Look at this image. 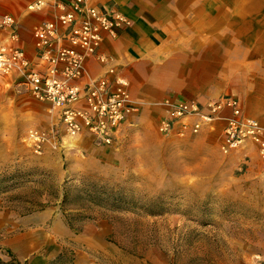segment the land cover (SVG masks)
Wrapping results in <instances>:
<instances>
[{
    "label": "rangeland",
    "instance_id": "374dc122",
    "mask_svg": "<svg viewBox=\"0 0 264 264\" xmlns=\"http://www.w3.org/2000/svg\"><path fill=\"white\" fill-rule=\"evenodd\" d=\"M50 109L21 90L0 88V252H20L27 239L29 252H64L50 264H73L74 252H95L77 241L88 223L104 225L99 252H123L135 260L129 264H151L147 252H161L168 264L264 260V187L247 191L233 172L247 159L230 164L217 138L209 158H200L189 142L158 133L154 113L136 116L111 147L65 139L64 151L38 155L27 136L57 125ZM95 186L120 189L125 205L96 206L86 194L78 197L76 189ZM67 189L72 197L61 209ZM64 214L71 235H47L53 221L65 223Z\"/></svg>",
    "mask_w": 264,
    "mask_h": 264
},
{
    "label": "crops",
    "instance_id": "0c3cea01",
    "mask_svg": "<svg viewBox=\"0 0 264 264\" xmlns=\"http://www.w3.org/2000/svg\"><path fill=\"white\" fill-rule=\"evenodd\" d=\"M37 1L40 0H0V15L16 18L29 50H32L31 32L52 14L48 8L42 12H29L28 6ZM43 1L51 3L56 0ZM94 2L101 8L119 9L133 22L130 28L119 32L117 38L106 40L100 52L110 58L111 65L129 80L132 100L140 107L139 114H156L157 124L160 115L158 104L167 98L204 102L233 96L241 102L244 115L264 127V0ZM87 66L95 78L105 71L94 59ZM135 117L127 119L121 132L135 124ZM224 126L225 122L219 120L212 129L184 140L192 147L189 152L208 159L214 152L211 141L216 138L220 151ZM85 141L89 148H108L95 147L89 140ZM224 157L235 166L238 160H248L233 170L238 173L236 177L246 184L245 190L264 187V160L258 156L254 146L248 145ZM104 232L102 224L99 227L88 223L83 225L81 235L84 237L80 235L77 241L95 252H74L73 264H96L95 257L107 259L111 264L135 261L123 252H99L104 246ZM51 234L56 239L67 238L71 229L59 218L53 221L47 235ZM23 244L20 252H11L13 257L8 252H0V262L50 264L64 255L59 249L57 252H29L31 242L26 239ZM144 261L168 264L161 252H147Z\"/></svg>",
    "mask_w": 264,
    "mask_h": 264
},
{
    "label": "built area",
    "instance_id": "2783aa9c",
    "mask_svg": "<svg viewBox=\"0 0 264 264\" xmlns=\"http://www.w3.org/2000/svg\"><path fill=\"white\" fill-rule=\"evenodd\" d=\"M51 10V18L31 32L32 50L12 15H0V88L17 89L50 105L57 125L30 130L27 141L42 155L47 149L64 151L71 141L89 140L110 147L121 128L140 107L132 100L130 82L111 65L101 48L108 39L130 28L132 20L117 8H101L94 0L37 1L31 13ZM94 59L104 68L95 78L88 70ZM158 133L186 140L225 122L220 151L230 156L248 145L264 160V127L244 115L239 99L223 96L204 102L170 97L158 104ZM228 113V115H224ZM254 264H264L256 259Z\"/></svg>",
    "mask_w": 264,
    "mask_h": 264
},
{
    "label": "trees",
    "instance_id": "16d2710c",
    "mask_svg": "<svg viewBox=\"0 0 264 264\" xmlns=\"http://www.w3.org/2000/svg\"><path fill=\"white\" fill-rule=\"evenodd\" d=\"M77 191V195L78 197L84 193V195H87V200L89 201V203H91L92 205H96V206H109L111 208H117V207H123V205H125V201H124V196H122V192L120 191V189L118 191H115V189H107V190H103L100 188H97L96 186L91 189V190H79L76 189ZM120 192V193H119ZM72 197V192L71 190H66L63 194V199H62V203H61V209L64 208L65 205H67L70 202V199ZM65 211V210H63ZM65 215V223L66 225L72 229V224H71V220H69L66 214ZM9 253L10 256L13 257V254L11 253V251H6Z\"/></svg>",
    "mask_w": 264,
    "mask_h": 264
}]
</instances>
